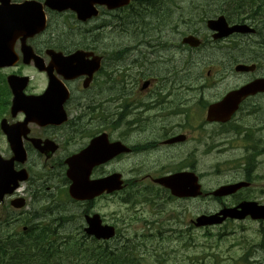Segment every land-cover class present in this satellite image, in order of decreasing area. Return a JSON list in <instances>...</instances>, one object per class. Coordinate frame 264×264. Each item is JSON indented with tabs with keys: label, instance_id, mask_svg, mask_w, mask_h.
<instances>
[{
	"label": "flooded vegetation",
	"instance_id": "af4514ba",
	"mask_svg": "<svg viewBox=\"0 0 264 264\" xmlns=\"http://www.w3.org/2000/svg\"><path fill=\"white\" fill-rule=\"evenodd\" d=\"M23 1L10 0L15 4ZM133 1L115 11L132 7ZM171 9L174 27L182 28L180 37L172 44L164 38L158 42L156 12L150 7L148 12L138 13L143 23L142 33L132 42L111 48L107 38L103 40V35L90 30L82 36L84 44L80 45L71 33L72 28L100 25L114 12L103 5H96L95 16L85 22L78 20L72 10L44 7L45 29L25 39L40 57L42 68L36 69L32 60L23 59L22 36L15 40V60L10 58L0 66V121L5 120L12 126L11 133L19 136L20 146L0 128L6 142V147L0 143V148L6 155L1 150L0 154L10 159L14 149H21L24 157L13 159V169L24 168L29 177L0 198V246L6 248L2 256L5 264H29L26 252L29 242L39 249L45 247L49 262L51 249L59 257L68 242L107 247V240L86 234L84 227L86 216L94 213L100 215L102 224H111L102 211L110 200L145 201L153 210H166L149 229L156 234L149 242L153 249H166L165 238L170 234L177 235L176 247L184 248V202L200 200L202 196L206 202L215 203L214 208L201 212L205 214L242 201L264 204V184H258L264 181V172L260 171L264 155V91L249 94L233 110L221 108L209 113L231 91L264 78V72H257L264 64V55L253 61L256 65L251 71L235 70L237 62H248V59L232 62L226 57L218 65L201 71L200 80L184 82V37L187 36L184 35V5L174 3ZM201 14L197 11L193 18ZM219 14L212 11L205 18H216ZM233 22L228 24L250 25ZM212 35L203 25L198 40L207 38L212 44ZM78 49L85 53L71 63L84 61L87 67L73 78L63 76L56 66V54L67 57ZM174 51L179 52L180 62L173 60ZM158 61L170 72H180L181 80L158 81ZM25 69L37 71L42 81L33 83ZM10 74L29 77L21 88L24 104L15 112L11 109L14 92L7 84ZM259 98L261 107L255 102ZM34 110L39 113H32ZM90 146L94 150L87 157L82 156ZM69 161L77 167L90 162L89 180L118 174L120 185L87 199H74L68 192L72 182L67 175ZM124 167L126 171H116ZM184 171H191L197 177V185L190 190L195 193L192 196L184 197ZM228 171L239 173V177L224 181L221 175ZM14 201L22 206L15 207ZM28 210L32 221L18 229L21 217ZM242 221L252 220L249 217L226 219L212 228ZM69 222L75 231L67 227ZM253 222L261 225L264 232V220ZM258 248L264 264V238Z\"/></svg>",
	"mask_w": 264,
	"mask_h": 264
},
{
	"label": "rangeland",
	"instance_id": "374dc122",
	"mask_svg": "<svg viewBox=\"0 0 264 264\" xmlns=\"http://www.w3.org/2000/svg\"><path fill=\"white\" fill-rule=\"evenodd\" d=\"M147 1L144 3H139L140 5H138V2L134 0L130 5L132 7L124 9L123 11L119 10L112 12L100 25H76L72 28L71 33L75 35L76 40L80 45L84 44V42L81 41L83 39L82 36L86 33H89L90 30L94 34L102 35L103 33V38H108L111 36L112 38L110 37L107 39L110 43L111 48L122 43L127 44L133 41L132 38H135L136 36L140 35L139 33H142L141 27L143 26V23L140 21L141 15L138 13L148 12V8L152 7L155 9L154 11L157 15L155 22V33H157L156 35L158 42L160 39L165 37L164 39L168 43L172 44L175 42L176 37H180L179 33L182 31V28H176L173 25L171 18L172 16H174V13L171 9V4L180 3L181 6L184 5V19L186 20V22H184V35L193 34L197 37L198 32L201 30V26L203 24L202 22H198L196 19V22H194L192 26L190 22H187V12H190L194 16V14H196V10H194V8L198 9L200 6H202L201 9L203 13L206 12L205 15L207 16L208 14H210V12H214L221 5L214 2L204 3L207 0H163L162 4L152 6ZM221 8H226V6L222 5ZM170 12H172L173 14ZM169 13L171 14L170 16H168ZM219 15L224 16L228 23H234L231 18H228V16L226 17L225 13H220ZM108 30L110 33L108 32ZM258 31V36L264 34V30L258 28ZM112 34H114L115 36H112ZM118 35H126L127 37L122 41V39L120 38L118 40ZM128 36H130V38ZM251 39L252 38L249 39L242 35H230L222 37L215 41L211 40L212 44H210L207 41V38H205V44L199 48L197 46H194L190 49L187 46H184V82H193L200 80L198 79L199 73L201 71H205L210 62L214 60H223L224 57L228 56H230V59H233L234 54L232 52L236 51L237 59L245 57V53L251 52V50L255 47L254 45L256 44V40ZM152 40H155V38H153ZM173 60L175 62H180L181 56L179 52H173ZM219 63L220 62L216 63L215 65H218ZM202 66H204L203 69H201ZM24 72L30 77L33 83H39L42 81V78L37 71L32 69H25ZM257 72H264V64H261V66H259ZM156 77L158 81L181 80L180 72H170L168 70V67L160 61L157 62ZM229 86L230 85H227V87ZM255 102L261 107V98H259ZM250 117L254 118L255 121L257 120L255 116ZM250 117H248V120H251ZM0 143L4 144V148L6 147V142L1 135ZM0 150L2 151L3 155H6L4 149L0 148ZM0 155L2 156V158L8 159L2 154ZM120 170L126 171L127 167H124L123 169L116 168V171ZM260 171L264 172V155L261 158ZM221 177L225 181L232 177H239V173L228 171L223 173ZM258 184L262 185L264 184V181H259ZM262 197L264 198V195ZM100 204H102V202L99 203V205ZM214 206L215 203L206 202L204 199L184 202V248L176 247L178 245V240L176 239L177 235H167L165 238V242L167 243L169 249H157V251H154L155 249H153L151 250V253H153L152 255L150 253L151 245H149V247L146 246L136 249L137 253L145 258L144 264L181 263L183 262L185 255H190L192 253H194L197 257H201L204 264H244L242 263V257L246 253H253V256H255L249 259V262H253L254 260L260 261L261 251L259 250L258 245L264 238V232L261 225H258L253 221L230 222L223 227H214L210 229H197L188 226V220L190 218L196 216L202 211L212 209L214 208ZM30 211L31 210H28V212L21 217V224L17 227L18 229H20L23 224H27L28 222L32 221ZM102 211L106 214V217L109 221L117 224L119 229L117 230L119 232L118 237L108 244H115L116 242L122 241L124 238L130 239L131 241H133V243H138L140 240H145V237H147L146 235L149 233L147 231L148 228L143 224V221L153 220L156 218V216L154 215V211L144 208L143 205L136 204L135 206H131L128 203L118 200H110L106 209H102ZM156 212L159 213V211L157 210ZM79 221L80 218L77 215L75 223L78 225ZM67 227L73 229V225H71L70 222L67 224ZM153 236H156V234H153ZM188 245L192 246L185 249V247H187ZM56 264H66V262L64 260H58Z\"/></svg>",
	"mask_w": 264,
	"mask_h": 264
},
{
	"label": "water",
	"instance_id": "95a60500",
	"mask_svg": "<svg viewBox=\"0 0 264 264\" xmlns=\"http://www.w3.org/2000/svg\"><path fill=\"white\" fill-rule=\"evenodd\" d=\"M127 2V0H45L44 4L52 9L73 10L77 18L85 20L95 10L92 7L95 3H104L109 9L116 8ZM207 26L213 30L218 31L217 36H223L230 34L234 31H246L244 26L234 25L229 27L222 15H218L216 18H210L207 20ZM45 15L42 11V5L36 1H26L23 4L12 5L9 0H0V66H3L8 62L10 58L15 59L13 53V43L18 35H22L23 57L26 61H30L34 58L35 65L38 68H42L41 59L35 56L29 46L24 42L25 38L32 36L38 32H41L45 28ZM244 28V29H242ZM199 40L193 35H187L184 37V43L190 46H196ZM74 57L78 54H73ZM65 59L59 54H56V66L59 69L58 72L67 77H72V70H79L83 66L81 64H65ZM252 65L238 64L237 70H246ZM27 77H17L10 75L7 78V82L13 86L15 90V96L13 99L12 110H16L19 104L23 105L24 101L19 97L21 92V86H15L18 82H26ZM258 88V89H257ZM264 90V79L258 80L244 86L238 90L232 91L223 102L219 105L211 108L209 113H213L216 109L220 110L229 109L233 110L235 105L241 98L248 95L255 90ZM25 110V109H24ZM32 113H39L34 110ZM1 128L8 134V137L16 146H20V139L18 135L9 133L10 128L6 125L4 120L1 121ZM18 141V143L16 142ZM16 158H19V154L24 156L23 152L14 151ZM13 159H3L0 157V198L5 194L11 192L19 181H23L27 178L26 171L24 169L16 171L12 166ZM90 172L89 166L84 168H70L67 171V175L72 180V184L69 188V193L76 199L86 198L93 194V192H100L104 188H118L120 181L118 180V174H112L108 178L100 180H88V174ZM195 186V176L191 173H184V195L191 192ZM17 202V201H15ZM249 214L252 218H264V205H258L255 202H242L236 207L223 208L218 213L211 215H200L196 218V225H206L213 223H220L227 217L230 218H243ZM88 219V227L85 228L89 234H94L98 238H109L114 234V228L112 226L100 225L97 215Z\"/></svg>",
	"mask_w": 264,
	"mask_h": 264
},
{
	"label": "trees",
	"instance_id": "16d2710c",
	"mask_svg": "<svg viewBox=\"0 0 264 264\" xmlns=\"http://www.w3.org/2000/svg\"><path fill=\"white\" fill-rule=\"evenodd\" d=\"M136 2H138V5H140L139 3H141V0H136ZM207 2L225 5L226 8L222 9L219 7L214 12L225 13L226 17L228 16V18H231L233 21L249 22L250 25H253L256 28V33L259 32L258 28L264 30V0H207L204 3ZM203 15L204 13L201 14L202 18L204 17ZM191 20H194L193 16L189 18V21ZM263 36L264 34L259 35V37H262L259 40V44L261 46H255L254 50L245 53V57H251L255 59L261 54H264ZM257 49L262 50L256 51ZM5 251L6 248L0 246V262H4V258H2V256ZM26 252L29 259V264H49L47 249L45 247L39 249L36 248L32 242H29L27 243ZM51 252L52 255L50 262L55 259L52 249ZM70 252L71 251L68 248V252L64 256L63 252L61 251L59 260H64L66 264H123L126 259L134 261L135 264H138L140 261L139 258L131 256L132 249L130 247L112 248V250L108 252L105 248L82 247L77 244L76 248L74 249V258L71 257Z\"/></svg>",
	"mask_w": 264,
	"mask_h": 264
},
{
	"label": "bare ground",
	"instance_id": "6f19581e",
	"mask_svg": "<svg viewBox=\"0 0 264 264\" xmlns=\"http://www.w3.org/2000/svg\"><path fill=\"white\" fill-rule=\"evenodd\" d=\"M147 0H141V3H144V2H146ZM162 1L163 0H148L147 2L148 3H150L152 6H155V5H158V4H162ZM166 2V1H165ZM131 2H130V0H127V2H125L124 4H122L121 6H119V8L118 9H120V8H123V7H126V6H128L129 4H130ZM147 4V3H146ZM222 6V5H221ZM220 6V7H221ZM143 8V7H142ZM118 9H116V10H118ZM167 9H169V8H167ZM224 9V8H223ZM115 11V10H114ZM172 11V10H171ZM221 11V10H220ZM166 12V11H165ZM165 12H164V14H165ZM161 13V12H160ZM170 13H172V12H170ZM169 13V15L168 16H170L171 14ZM162 14V13H161ZM173 14V13H172ZM157 16V15H156ZM167 16V17H168ZM160 17H163V16H160ZM165 18V17H164ZM161 19V18H160ZM172 19V18H171ZM135 20V19H134ZM166 20V19H165ZM225 20H226V18H225ZM231 20V19H230ZM235 20V19H234ZM126 21V20H125ZM161 21V20H160ZM226 22H227V20H226ZM124 23H126V22H124ZM159 23V22H158ZM166 23V22H165ZM139 24V23H138ZM122 25V24H121ZM130 25V24H129ZM160 25V24H159ZM227 25L229 26V27H231V25L230 24H228V22H227ZM234 25H238V26H244V27H246L247 28V30L246 31H234V32H232V33H230V34H227V35H242V36H244V37H249V38H252L251 40H253V39H255L256 40V44L254 45V46H256V47H259V46H261L260 44H259V40L262 38V37H259L258 36V33H257V35H256V31H255V29L252 27V26H250V25H248L247 23H239V24H233L232 26H234ZM105 27V26H104ZM139 27V26H138ZM159 27V26H158ZM135 28V27H134ZM142 28V27H141ZM130 29V28H129ZM170 29V28H169ZM242 29H244V28H242ZM97 30V29H96ZM120 30V29H119ZM171 30V29H170ZM169 31V30H168ZM96 32V31H95ZM108 32H109V30H108ZM113 32V31H112ZM111 32V33H112ZM115 32V31H114ZM153 32V31H152ZM172 32V31H171ZM99 33V32H98ZM110 33V32H109ZM123 33V32H122ZM121 33V34H122ZM138 33V32H137ZM219 32L218 31H215V32H213V35H212V41H215V40H217V39H220V38H222V37H225V36H227V35H223V36H217V34H218ZM120 34V33H119ZM140 34V33H139ZM157 34V33H156ZM177 34V33H176ZM102 35H103V33H102ZM111 35V34H110ZM114 34H112V36H113ZM135 35V34H134ZM133 35V36H134ZM167 35V34H166ZM109 36V35H108ZM115 36V35H114ZM162 36V35H161ZM176 36H178V35H176ZM111 37V36H110ZM110 37H108V38H110ZM129 38H130V36H128ZM132 37V36H131ZM264 37V36H263ZM103 38V37H102ZM105 38V37H104ZM103 38V39H104ZM107 38V39H108ZM112 38V37H111ZM162 38V37H161ZM163 38H165V37H163ZM167 38V37H166ZM106 39V38H105ZM104 39V40H105ZM106 39V40H107ZM115 39V38H114ZM114 39H111V40H114ZM128 39V38H127ZM132 39H134V38H132ZM168 39V38H167ZM171 39V38H170ZM169 39V40H170ZM173 39V38H172ZM118 40H119V38H118ZM158 40V39H157ZM122 41H123V39H122ZM115 42V41H114ZM121 42V41H120ZM125 42V41H124ZM204 41H202V40H199V42H198V44L196 45L197 47H201V46H203L204 44H205V42L203 43ZM117 43V42H116ZM143 43V42H142ZM107 44V43H106ZM121 45V44H120ZM169 45V44H168ZM106 46V45H105ZM110 46V45H109ZM118 46V45H117ZM111 47V46H110ZM116 47V46H115ZM254 49H255V47H254ZM254 49H252V50H254ZM263 49V48H262ZM262 49H257L256 51H261ZM83 53H85L82 49H78V50H76V51H74L72 54H83ZM234 55H233V59H230V56H228L227 57V61H232V62H236V60H238L237 58H236V56H237V53H236V51L235 52H232ZM228 54H230V53H228ZM226 57H224V59H225ZM220 61H222V60H214V61H212V62H210V64H209V66H211V65H213V64H216V63H218V62H220ZM204 66H206V65H204ZM204 66H202L201 67V69H203V67ZM207 66H208V64H207ZM208 66V67H209Z\"/></svg>",
	"mask_w": 264,
	"mask_h": 264
}]
</instances>
